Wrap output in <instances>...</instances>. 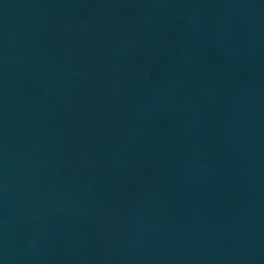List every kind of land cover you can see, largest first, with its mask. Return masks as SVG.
I'll return each instance as SVG.
<instances>
[{
    "label": "water",
    "instance_id": "1",
    "mask_svg": "<svg viewBox=\"0 0 264 264\" xmlns=\"http://www.w3.org/2000/svg\"><path fill=\"white\" fill-rule=\"evenodd\" d=\"M0 264H264L243 0H0Z\"/></svg>",
    "mask_w": 264,
    "mask_h": 264
}]
</instances>
